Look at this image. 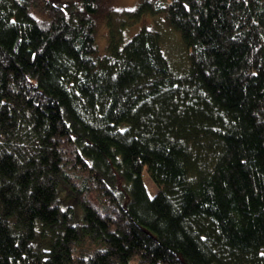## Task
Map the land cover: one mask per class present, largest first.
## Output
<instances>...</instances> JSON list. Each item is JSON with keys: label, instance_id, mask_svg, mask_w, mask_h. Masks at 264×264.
Returning a JSON list of instances; mask_svg holds the SVG:
<instances>
[{"label": "trees", "instance_id": "obj_1", "mask_svg": "<svg viewBox=\"0 0 264 264\" xmlns=\"http://www.w3.org/2000/svg\"><path fill=\"white\" fill-rule=\"evenodd\" d=\"M103 1L0 0V264H264V0L109 7L101 55ZM162 11L183 74L156 30L123 42ZM61 184L97 197L81 225Z\"/></svg>", "mask_w": 264, "mask_h": 264}, {"label": "rangeland", "instance_id": "obj_2", "mask_svg": "<svg viewBox=\"0 0 264 264\" xmlns=\"http://www.w3.org/2000/svg\"><path fill=\"white\" fill-rule=\"evenodd\" d=\"M139 0H104L101 4V13L97 17L96 41L99 47V54H104L109 42V26L104 18V14L110 7L116 9L114 11V23L120 20V10L134 7ZM142 28L154 29L159 33V44L163 54L166 56L171 69L176 74L185 73L190 65L189 49L183 42L178 30L173 28L166 19L165 13L162 11L158 14L145 13L138 20L130 22L123 30V42L130 39L132 35L140 31ZM143 178L151 195H154L159 187L150 177L146 167L143 169ZM59 203L62 208L68 206L73 209V222L81 225L83 222V203L89 202L98 204L97 197L94 192L76 193L68 186L61 184L58 188ZM95 244L89 240H83L77 245V252L86 254L92 251ZM129 264H138V256L131 259Z\"/></svg>", "mask_w": 264, "mask_h": 264}]
</instances>
